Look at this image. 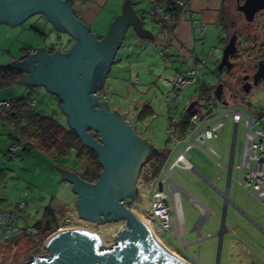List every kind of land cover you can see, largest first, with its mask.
Segmentation results:
<instances>
[{
	"label": "rangeland",
	"instance_id": "1",
	"mask_svg": "<svg viewBox=\"0 0 264 264\" xmlns=\"http://www.w3.org/2000/svg\"><path fill=\"white\" fill-rule=\"evenodd\" d=\"M244 0H228L225 4L224 23L227 29L208 28L204 42H196L193 49L186 45L182 47L179 63L182 73L192 66L191 54L194 53L200 61H205L203 70L198 71V82L188 88L179 104L169 108L164 103V97L171 91L170 82L176 76V67L165 61L159 51L153 46L146 47L136 40L125 39L122 47L115 56L102 91L98 94L112 111H118L121 116L134 128L137 134L144 137L157 153L169 149L166 131L169 128V117L179 119L188 105L196 101L195 110H208L212 107L210 99L203 96V87L208 86L214 90L217 83H224L222 99L234 104L244 102L255 114L264 117V86H253L249 93L242 91V79L252 75L256 70L257 62L262 60L264 50V12L255 16L252 23L247 24L243 16L237 12V6ZM237 34V53L232 56L233 69L230 73L216 72V67L221 59L223 47L232 33ZM130 37H127L129 39ZM74 42L64 34L55 31L41 15H35L17 26L0 24V67H7L9 62H20L22 57L34 50L45 49L67 52ZM172 45L170 46L171 49ZM148 48V49H147ZM147 49V51H145ZM11 67V66H9ZM14 68V67H12ZM136 77L138 83H134ZM137 78V79H138ZM24 98L28 109L40 116L50 118L56 123L67 128L65 116L60 111V102L41 87H26L16 83L9 88L0 90V101H16ZM150 109V113L145 110ZM227 109L226 112H230ZM0 113V212L11 208H17L21 203L24 207L16 209V214L22 228L35 227L43 217L44 210L60 208L55 218L57 230H81L95 234L101 241L102 247L109 248L115 244L114 237L119 229L124 227L123 221L93 223L81 220L76 213L75 202L71 186L61 180V167L74 169L79 174L95 167L93 159H90L85 151L82 156L76 158L77 150H70L63 157L52 158L33 140V148L30 151L23 150V139L18 136L13 127L1 119ZM232 124L226 120L225 130L218 140L208 142L206 146L217 153L222 164L227 165V156L230 153L232 143ZM174 133L177 137L182 134L181 123H176ZM244 144L243 126L238 127L235 140L234 168L230 181V199L243 200L246 209L253 219L264 230V209L256 202H252L250 196L237 184L239 171L236 169L241 163V155ZM19 150L15 153L8 152L9 148ZM193 167L207 180L216 183L219 190L224 188L226 174L216 182V176L220 170L212 164L207 157L194 150L187 156ZM168 166L160 173L154 183L147 181L151 164L140 167L139 176L135 186L136 194L142 193L146 203L150 206L151 194L156 185L166 181ZM100 170V169H99ZM245 173L243 172L242 175ZM222 175V174H221ZM172 181H179L200 203L209 207L214 215L207 217L200 236H206V232L220 231V219L222 212V199L219 194L195 172L175 169L171 173ZM169 186L166 183L164 192L167 195ZM208 198L210 200H208ZM169 203V202H168ZM137 216L147 220L145 213H139V203L127 201ZM69 207L65 210V207ZM64 207V208H62ZM184 209L187 215L186 221L193 225L199 220V212L189 204ZM141 214V215H140ZM226 226H231L234 233L228 232L223 236L224 242L218 245L219 237L208 238L201 241L195 247H188L187 252L181 248V241L186 242V237H174L171 232L163 235L161 243L176 249L192 264H214L218 255L220 264H264V233L247 222L243 215L232 208L227 209ZM196 234V233H195ZM52 235V234H51ZM39 239L17 238L13 242L0 243V264H21L28 262L31 256H49L46 250L47 239L51 236ZM236 244L237 252L232 259L225 263L227 244ZM223 246V249H222ZM223 253V254H222ZM184 259V258H183ZM188 262V261H187Z\"/></svg>",
	"mask_w": 264,
	"mask_h": 264
},
{
	"label": "water",
	"instance_id": "2",
	"mask_svg": "<svg viewBox=\"0 0 264 264\" xmlns=\"http://www.w3.org/2000/svg\"><path fill=\"white\" fill-rule=\"evenodd\" d=\"M237 12L247 24L252 23L256 15L264 12V0H244ZM35 15L43 16L57 32L70 35L74 45L66 53L38 49L22 62L11 61L7 65L24 72L17 83L41 87L56 97L67 128L97 156L101 171L93 184L60 170L61 180L70 183L77 195L75 206L80 218L96 223L123 221L124 227L114 237L115 244L105 249L92 232L75 230L60 235L48 246L53 234L45 246L49 256H33L21 264H179L154 245L134 212L123 205L126 199L134 201L137 197L135 176L139 165L150 153L157 152L136 137L119 115L110 113L97 96L121 48L128 24L141 37L151 38L150 35L138 28L140 21L135 19L129 3L107 35L99 40L73 14V0H0V24L14 27ZM237 50V34L233 33L223 47L216 67L218 74L223 70L231 72V58ZM248 80L249 76L242 79L246 82L242 86L244 93H249L253 86H264V59L257 62L252 84ZM223 91L224 83H217L213 95L227 105L222 99ZM196 105V101L191 102L185 112L193 111Z\"/></svg>",
	"mask_w": 264,
	"mask_h": 264
},
{
	"label": "built area",
	"instance_id": "3",
	"mask_svg": "<svg viewBox=\"0 0 264 264\" xmlns=\"http://www.w3.org/2000/svg\"><path fill=\"white\" fill-rule=\"evenodd\" d=\"M170 7L177 9L178 11L188 12L189 4L187 0H171L169 2ZM149 16H151L156 23L163 27L168 35L171 36L172 28L174 27V16L171 12L167 11L166 7L161 5H153L150 9ZM193 30L196 34V39L200 42L204 41L205 26L201 22L194 24ZM172 45V39H168L163 47H161L159 54L161 57H165L169 54L170 46ZM205 67V61H200L196 58L193 60L191 67L186 68L182 73H178L170 82L171 91L164 97V103L169 108L171 105L179 104L182 101L184 92L195 86L198 82V71L203 70ZM134 83H138L136 78ZM212 107L208 110H194L186 120H183V124L186 125L185 129H182V134L177 137L174 133V126L176 123H181L182 119H176L169 117V128L166 131L168 138V146L170 152L174 151L178 145H183L182 151L176 154L173 162L170 164L166 181L159 182L151 194V206L148 208L145 204H141L143 211L145 212V220L152 230L154 236L161 242L163 235L167 233L172 226V213L167 205V197L164 193V187L167 183L171 189V195H174V186H172L171 173L175 169L193 171L198 174L211 189L219 192L216 187V183H212L201 175L188 160L187 156L193 154V151H198L204 157H207L212 164L215 165L221 172L228 176L227 188L232 179L233 158L235 153V140L240 125L244 130V144L241 155V163L236 168L239 171V178L237 184L248 194L257 198L264 205V117L255 114L244 102H235L227 105H223L221 101H218L213 94L210 96ZM11 107V102L0 101V113ZM227 109H231L228 113ZM230 119L232 123V143L229 153V164L222 166L221 157L215 153L206 144L212 140L219 139L221 134L225 130L226 120ZM27 143V142H26ZM19 150V146L16 148H9L10 153H15ZM163 172L161 166L159 173ZM245 173L242 175V173ZM220 174V175H221ZM216 176V182L220 178ZM177 185V184H176ZM223 196H226L227 190L221 192ZM124 205V203H123ZM24 204H20L17 208L21 209ZM131 211L132 208L126 205ZM134 212V211H133ZM135 213V212H134ZM203 214H207V209L203 208ZM53 235V234H52ZM17 238L27 239H39L40 232L36 227L22 228L15 209H11L5 212H0V243L13 242ZM30 257L28 261L31 260Z\"/></svg>",
	"mask_w": 264,
	"mask_h": 264
},
{
	"label": "crops",
	"instance_id": "4",
	"mask_svg": "<svg viewBox=\"0 0 264 264\" xmlns=\"http://www.w3.org/2000/svg\"><path fill=\"white\" fill-rule=\"evenodd\" d=\"M187 1L189 4L188 12L177 11L176 14L174 15V27L172 28L171 36L168 35L166 30L163 27H161L158 23H156L155 20L151 16H149L150 9L153 5L164 4L165 2L156 3L153 0H73V14L75 15V17L77 19L82 21L88 27L90 34L94 35L99 40H101L107 35L108 30H109L111 24L114 22V20L123 15V8L126 5V3H129L135 19L137 18L140 21V24L137 25L138 28L142 32L148 33L151 38L141 37L140 35H138L137 31L134 30L133 25L129 23L127 26V30H126L125 38H124L123 42L125 41V39L128 40V42L136 40L142 46L147 45L146 47H148V48L153 46L155 49L160 51L161 47H163L165 45V43L168 41V39H170V40L172 39V47L169 50V54L166 57L167 58L166 61L172 64V66H171L172 68L176 67L175 68L176 73H179L178 71L180 70V68L178 65L180 62L184 61L183 57L180 56V53L183 51L182 47L189 45L193 49L196 42H198V40L196 39V34L193 30L194 24L197 22H201L202 24H204L205 36H206V33L208 32V28H211L212 30L218 29V28L221 29L223 27V21H224L223 17L225 14V6H226L225 4L228 2V0H187ZM61 34L67 35L75 43V40L70 35L65 34V33H61ZM205 36H204V40H205ZM127 37H130V38L127 39ZM123 42L121 44V47L123 45ZM40 49H42V48H40ZM147 49L145 51H147ZM37 50H34V51L28 53L27 55H24L20 62L27 59L30 55H33L35 53V51H37ZM46 51H47V53H51L54 50H51V51L46 50ZM118 51L119 50H117V52ZM117 52H116V54H117ZM62 53H66V52H62ZM163 58L165 59V57H163ZM190 58H191L192 64H193V60H194V58H196L195 54L192 53ZM114 60H115V58H114ZM114 60H113V62H114ZM174 77L175 76H173V78ZM136 78H138V77H136ZM138 80H139V78H138ZM24 86L31 87L29 85H24ZM103 87H104V85H103ZM103 87H102V89H103ZM98 98L100 99L99 96H98ZM100 101L106 103L105 101H102L101 99H100ZM106 105H107V103H106ZM107 109L110 113H116L117 115H119L120 118L125 122V124L127 126H129V128L133 131L134 135L136 137H138L141 141L144 140L150 146V148H152V146L149 144V142L144 137H142L140 134H137V132L134 130V128L121 116V114L118 111L110 110L108 105H107ZM231 130H232V127H231ZM91 133L95 134L97 136V138L99 137L97 133H95V132H91ZM216 140H218V139H216ZM212 141H214V140H212ZM182 148H183V145L180 144L172 152H170L169 149L162 151V152H165V151L167 152L166 156L163 160V163H162L163 171L166 168L168 163L170 166V164L174 160V157L176 156L177 153L182 151ZM144 162L145 161H143L138 167V170H137L136 176H135V183H136L137 177L139 176L140 167ZM221 164H222V159H221ZM226 164L227 165L229 164V154L227 156V163ZM233 164H234V158H233ZM227 165L222 164V166H227ZM169 166H168V169H169ZM61 169L72 172L75 175H77L79 178H81V174L74 171V169H67V168H63V167H61ZM178 170H180V169H178ZM181 171H187V170H181ZM231 175H232V173H231ZM222 176H224V174L220 175V178L218 181L221 180ZM156 177L153 180H151L150 184L154 183V181L156 180ZM227 180H228V176L226 175V180L224 182V188L222 190L218 189L219 192L216 191L222 199V212H221L222 216L220 219V231L215 232V233L206 232V236H204V237H201L199 235L200 231H202L207 217L212 216L214 214L209 209V207L200 203L179 181H177L175 179H174V181H172V186H174V188H175L173 197L171 195L172 191H171L170 187H169L168 194L167 195L165 194L167 197V205H168V207L172 213L171 215H172V221H173L171 229L168 232H171V234L174 237L177 236L180 239L183 236L186 237V239H187L186 242L181 241V248L183 249V251L187 252L188 247H195L201 241L203 242V240L208 239V238L219 237L218 245L220 246L221 242L223 244L224 240H222V239H223L224 234L228 233V232L234 233L233 228L231 226H226V224H225L227 209L229 207L232 208L233 210H235L236 212L240 213L241 215H243L247 222L251 223L254 227H256L257 229H259L260 231H262L264 233V230L253 219H251L248 216L250 214L247 211H250V208H249V210L246 209L244 201L243 200L237 201V199H230V193H229L230 192V183H229V187L227 188ZM63 181H65V180H63ZM65 182H67V181H65ZM91 184H93V183H91ZM70 186H71V190H72V185L70 184ZM135 189H137L136 186H135ZM226 190H227V194H226V196H223L221 194V192L223 193ZM73 194H74L73 202L76 203L77 195L75 193H73ZM246 194H248V193L246 192ZM248 195L250 196L252 202H256L259 207L264 209V205L257 198H255L254 196H252L250 194H248ZM129 200L132 201V199H130V198H128L124 201L125 206L127 205V201H129ZM208 200H210V199L208 198ZM134 201L136 204L139 203V205H140V203L141 204L143 203L148 208H150V206H151V203H150V206L146 203L145 198L143 197L142 193L139 192V190H138L137 197ZM185 204L187 206L189 204L193 205V207L195 209H197L199 212V220L194 225L192 222L188 223V221H186L185 215H187V214H186L185 209H184ZM60 208H56L55 210L51 209L54 216H56L58 213H60V210H61ZM62 208H64V207H62ZM68 208L69 207L66 206L65 210ZM203 208L207 209V211H208L207 214L202 213ZM11 209H14V208H11ZM137 210L139 211V213H142V214L144 212L141 205L139 207H137ZM76 213L79 216L77 210H76ZM79 218H80V216H79ZM84 221H88V220H84ZM88 222L96 223L94 221H88ZM164 247L167 250H169L170 252H172L173 254H175L176 256L180 257L185 262L188 261L187 262L188 264H192L189 260L186 261L185 260L186 258L183 255H181L176 249H172L169 246L167 247L165 245H164ZM222 249H223V246H222ZM223 251L226 252V256L224 258L225 263H227L230 259H232V257L234 256V254L236 252L238 255L240 253L238 251L237 245L236 244L233 245L230 243L227 244V246L225 247V250L223 249ZM221 259H222V256L220 258L218 255L214 264H220Z\"/></svg>",
	"mask_w": 264,
	"mask_h": 264
},
{
	"label": "trees",
	"instance_id": "5",
	"mask_svg": "<svg viewBox=\"0 0 264 264\" xmlns=\"http://www.w3.org/2000/svg\"><path fill=\"white\" fill-rule=\"evenodd\" d=\"M153 1L156 3L165 2L164 4L155 5L166 7L167 11L171 12L173 16L178 11L177 9L170 7L169 2L171 0ZM227 26L228 25H225L223 21V27L227 29ZM23 75L24 72L19 69L9 66L0 67V90L9 88L16 84ZM202 90L203 96L209 100L211 94H213L211 87L204 86ZM145 110L150 113V109L148 107H145ZM1 113H3V122L13 127L16 134L23 139L24 151H30L33 148V140H37L40 147H42V149L52 158L63 157L68 153V151L77 150V147H80L78 152H76V158L82 156L83 151H85L88 157L93 159L95 166L84 171L83 174H81V178L89 183H95L98 180L101 167L97 162L96 154L92 150L82 146L73 131H70L68 128L63 127L50 118L31 112L28 109V104L24 98L12 101L11 107ZM190 113L191 112H184L181 114V124H183V120L188 118ZM181 127L182 129H185L186 125H181ZM93 136L97 138L95 134H93ZM166 153L167 152L165 151L162 153H150L148 155L147 159L142 164V167L146 164H151L148 175H145L147 176V181L153 180L158 175ZM14 209L16 211L17 208ZM35 227L40 232V238L49 236L56 232L57 224L55 222L54 214L50 208L44 210L41 221L37 223Z\"/></svg>",
	"mask_w": 264,
	"mask_h": 264
},
{
	"label": "bare ground",
	"instance_id": "6",
	"mask_svg": "<svg viewBox=\"0 0 264 264\" xmlns=\"http://www.w3.org/2000/svg\"><path fill=\"white\" fill-rule=\"evenodd\" d=\"M135 215V214H134ZM135 217L138 219V221L144 226V228L147 230V232L149 233V236L152 240V242L154 243V245L165 255H167L168 257L172 258L173 260H175L177 263L179 264H188L187 262H185L184 260H182L180 257L176 256L175 254H173L172 252H170L169 250H167L164 245L154 236V234L152 233V230L150 229V227L148 226L147 222L143 219H141L139 216L135 215ZM74 231V230H72ZM72 231H61L59 230L57 233H55L50 240L47 242V245H51L50 243L56 239L57 237H59L60 235H63L65 233L68 232H72ZM75 231H81V230H75ZM97 240H100L97 236H95Z\"/></svg>",
	"mask_w": 264,
	"mask_h": 264
},
{
	"label": "flooded vegetation",
	"instance_id": "7",
	"mask_svg": "<svg viewBox=\"0 0 264 264\" xmlns=\"http://www.w3.org/2000/svg\"><path fill=\"white\" fill-rule=\"evenodd\" d=\"M264 59V57H262V60ZM261 61V60H260ZM225 72V70H223ZM249 76V80L247 81L248 84H252V77H253V74L252 75H248ZM246 82H243L242 83V86L245 84Z\"/></svg>",
	"mask_w": 264,
	"mask_h": 264
}]
</instances>
